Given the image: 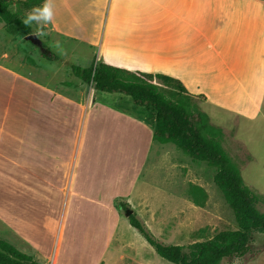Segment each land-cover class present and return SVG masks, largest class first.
Returning <instances> with one entry per match:
<instances>
[{
    "label": "rangeland",
    "instance_id": "obj_1",
    "mask_svg": "<svg viewBox=\"0 0 264 264\" xmlns=\"http://www.w3.org/2000/svg\"><path fill=\"white\" fill-rule=\"evenodd\" d=\"M91 1L54 0V18L76 28L75 35L31 25L56 60L44 59V49L0 22V127L34 132L29 142L37 140V148L13 142L7 159L14 163L0 155V238L42 264H174L131 225L127 209L166 244L208 239L237 228V221L214 182V167L154 140L151 111L130 96L95 91L72 73L73 64L88 67L100 57L99 44L89 40ZM9 8L28 12L16 0ZM194 103L222 128L223 147L264 211V96L253 118ZM250 246L220 264H264V231L253 234Z\"/></svg>",
    "mask_w": 264,
    "mask_h": 264
},
{
    "label": "crops",
    "instance_id": "obj_2",
    "mask_svg": "<svg viewBox=\"0 0 264 264\" xmlns=\"http://www.w3.org/2000/svg\"><path fill=\"white\" fill-rule=\"evenodd\" d=\"M85 14L93 24L89 40L99 44L97 60L173 76L192 93L205 94V103L236 115L253 118L262 112L264 0H92ZM49 26L75 35L76 28L55 18ZM33 136L0 127L1 158L15 162L7 159L13 142L37 148V140L29 142Z\"/></svg>",
    "mask_w": 264,
    "mask_h": 264
},
{
    "label": "trees",
    "instance_id": "obj_3",
    "mask_svg": "<svg viewBox=\"0 0 264 264\" xmlns=\"http://www.w3.org/2000/svg\"><path fill=\"white\" fill-rule=\"evenodd\" d=\"M16 3L23 12L41 5L43 0H16ZM23 18L22 13L9 8V0H0V22L15 27L25 36L34 33L32 26L22 23ZM43 49L44 59H58L54 53L48 54L45 43ZM71 71L83 82L92 84L95 91L130 96L135 105L151 111L154 140L172 143L193 160L205 161L216 169L214 182L232 208L237 228L221 230L208 239L189 244H166L157 240L132 213L129 216L131 225L143 234L157 254L174 264H220L225 258L247 254L253 234L264 231V211L258 208L259 196L245 183L241 170L223 147L222 128L214 125L208 114L194 103L195 98L205 102L207 96L192 93L173 76L131 70L103 58L88 67L73 64ZM195 191L204 192L200 186H194ZM0 264L40 263L10 241L0 238Z\"/></svg>",
    "mask_w": 264,
    "mask_h": 264
},
{
    "label": "clouds",
    "instance_id": "obj_4",
    "mask_svg": "<svg viewBox=\"0 0 264 264\" xmlns=\"http://www.w3.org/2000/svg\"><path fill=\"white\" fill-rule=\"evenodd\" d=\"M55 10L54 0H43V3L39 6L33 7L26 13L22 19V23L25 26L37 25L38 28L43 29L54 21ZM35 34L42 35V31H38Z\"/></svg>",
    "mask_w": 264,
    "mask_h": 264
},
{
    "label": "water",
    "instance_id": "obj_5",
    "mask_svg": "<svg viewBox=\"0 0 264 264\" xmlns=\"http://www.w3.org/2000/svg\"><path fill=\"white\" fill-rule=\"evenodd\" d=\"M26 38L29 39L30 41H32L34 44L38 45L41 47V49L43 50V42L42 40L38 37L37 34L35 33H31L29 35H26ZM133 213V210L131 209H127L126 210V215L130 216Z\"/></svg>",
    "mask_w": 264,
    "mask_h": 264
}]
</instances>
